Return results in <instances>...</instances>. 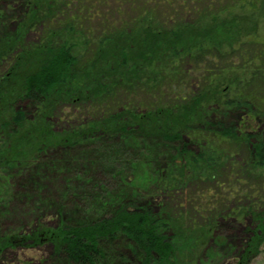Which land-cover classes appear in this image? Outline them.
Here are the masks:
<instances>
[{
	"label": "trees",
	"instance_id": "obj_1",
	"mask_svg": "<svg viewBox=\"0 0 264 264\" xmlns=\"http://www.w3.org/2000/svg\"><path fill=\"white\" fill-rule=\"evenodd\" d=\"M228 1L232 8L240 2L245 12L257 7V0ZM126 4L130 9L124 11ZM91 6L99 12H88L86 7ZM216 7L214 0H55L44 6L32 3V8L30 4L43 37L29 52L13 56L14 48L4 50L10 67L0 52L1 82L12 76L21 82L5 92L0 146L9 145L22 129L28 139L41 141L16 159L0 148V174L21 187L22 167L31 170L38 161L34 154H50L57 147L85 145L91 159L97 150L108 155L93 159V169L104 175L84 194L89 204L85 216H79L83 220L70 225L63 220L59 233H50L56 258L62 255L66 264H176L174 257L183 249L197 251L195 239H212L220 223L242 214L258 225L235 264H249L254 257L259 247L254 236L259 239L257 233L264 232V138L256 125L264 120V74L261 69L254 72L233 98L220 94L204 98L190 90H202L215 74L233 67L228 60L234 54L226 55L224 47L207 35L210 30L200 31L202 41L190 40L189 32L198 25L229 13L227 6L218 11ZM250 38L234 49L243 61H263L264 37ZM22 102L33 105L16 110ZM166 105L181 107L187 116L163 117L153 127L150 122L171 113ZM239 118L241 122H235ZM55 119L66 124L72 120L76 128L56 134ZM106 141L112 144L106 147ZM138 151L147 153L157 169L158 179L149 183L152 190L141 186L130 193L128 188L108 190L113 184L109 174L123 182L122 167L138 163L131 160ZM243 152V161H237ZM226 162L221 182L216 174ZM100 183L103 190H97ZM157 199L164 204L153 210ZM178 240L188 242L180 248ZM46 241L45 233L29 231L2 238L0 249ZM121 241L136 247V259L117 250Z\"/></svg>",
	"mask_w": 264,
	"mask_h": 264
},
{
	"label": "rangeland",
	"instance_id": "obj_2",
	"mask_svg": "<svg viewBox=\"0 0 264 264\" xmlns=\"http://www.w3.org/2000/svg\"><path fill=\"white\" fill-rule=\"evenodd\" d=\"M31 1L32 3H38V6H44L46 4H51V1L55 0H0L1 53L8 49L9 46L15 49L13 56H15L16 53L23 54L29 52L37 45L39 39H42L43 27L40 23H35L34 19H32L31 11H29L30 4L32 8ZM214 1L217 5V11L227 6V8H229V13H227V11L223 12L219 15L222 18L211 21V24L202 25L199 23L201 25H198L197 30L194 29L193 32H189L191 33L190 40L200 42L202 41L199 37L201 34L200 31L206 29L210 30L207 35L212 36V40H214L216 44H220V46L222 45L224 47V53L229 56L234 54V57H230L228 60L229 65H233L234 68L228 67L227 69H223L220 73L215 74L211 83L202 90L199 88L193 89L192 87L190 90L196 95L204 98L212 99L219 94L223 99L226 97L233 98V94L236 93L241 84L244 86L246 82L252 80L251 77L254 72L261 69L262 74H264V68L262 67L264 66V60L251 63L248 61L249 58H247L243 61L238 55V51H236L238 49H234V46L237 47L238 42H248L251 40L250 37L257 36L263 39L264 0H257L256 9L253 8L247 12L242 9L240 10V2L236 3L232 8L230 5H227L230 3L228 0ZM109 3L111 6L113 5L111 2ZM87 8V11L90 13L93 11L99 12V8L95 6L86 7V9ZM121 9L127 11L130 9V5H123ZM226 17L227 20L225 21ZM94 25L97 26V23L94 22ZM242 46L248 48L246 44ZM5 53L4 51V54ZM244 53L245 52H242V55ZM4 56L6 57L7 64L10 63L7 55L5 54ZM25 59H27V57H25ZM100 64V62L97 63L96 69L99 68L100 70V68H103ZM253 65H255V68H253ZM10 66L11 65L8 64L7 67ZM1 81L2 80H0V108L2 109L5 106V98L7 95L5 92L9 93L11 88L16 89L21 82L16 76L10 77L9 80L4 83ZM259 86L263 88V84H259ZM180 104L181 106L186 105L185 103ZM32 105L33 104L28 102H22V104L19 103L16 106V110H28ZM164 108L171 109V113L167 114V116H154L159 118H153L155 120L150 122L153 127L160 125L163 117L171 118L176 117V115L177 117L187 116V112L181 107L174 109L172 105H166ZM69 112H71V109L67 111V114ZM235 122H241V118ZM54 124L53 132L56 134L64 135L67 132L70 133L72 128H76L72 120L66 124L64 120L57 121L55 119ZM256 125L258 131L263 132L264 138V120L261 119ZM30 130L33 129L30 128L28 131ZM23 132L24 130L22 129L15 137L12 136L9 140V145L0 146L3 151L6 150L4 154L8 155L11 159H16L21 155L27 154L31 149L32 143H37L40 140H37V138L28 139ZM52 142L53 141H49V143ZM104 144H106L105 146L107 147V145L110 146L112 143L106 141ZM84 148L85 145L79 146L78 148L57 147L54 148L55 150H50V154L43 155L42 153H38V156L34 154L33 157H36L38 161H33L31 170H25L23 166L18 173L21 179V187L12 184L8 177L2 175V173L0 174V242L2 238L9 236L14 237L21 233H28L29 231L36 230L39 233H45L48 238V241L40 245H27L25 248L6 246L3 250L0 249V264H66L61 258L62 255L60 258L55 257L54 250L56 248L54 243L49 240L51 238L49 235L51 232L59 233V228L63 220L70 225L69 223L80 222L81 217L79 216L83 215L82 218L85 216L84 214L89 204V196L87 199H84V194L90 185L93 186L92 184L95 179L98 178L100 179L99 182H102L101 176L104 175L101 169H93V167H95L92 164L93 159L98 158L101 161V159H107L108 157V155L103 156L100 151L97 150L93 153L95 155L91 156V159L89 155L92 152ZM223 148L226 150L225 152H229L227 145H224ZM50 149H52L51 146ZM192 150L194 151V146ZM0 153L2 152L0 151ZM244 153L245 152H243V155L237 157V161H243L244 155H246V153ZM225 154L230 156V153ZM226 155L223 157L226 158ZM1 156L2 154H0V157ZM136 159L138 163L135 162L134 164H128L122 167L126 174L123 182H120V177L117 178L114 177L113 174H109L110 178L108 180L111 181L110 184H113L108 190L112 192L120 188H128V193H130L133 187L139 188V186H141L142 189L152 190L150 187L151 184L149 183L159 177L156 175L157 169L155 165L151 162L152 158L147 153H140L138 151L134 152L131 158L133 162ZM228 163L229 162H226L222 167V171H218L216 174L220 176L218 180L221 182L225 180L224 176L227 171L226 169L224 170V167L227 166ZM115 171H117V169L113 170V172ZM97 180H95V184L98 183ZM100 184L97 190H103L102 187L104 183ZM23 186H25L24 189L22 188ZM163 204L164 202L162 199L155 200L153 210H158ZM247 205V201L241 203L243 207ZM60 214H62V216H59ZM220 224L222 226L221 229L215 232V235L213 234L212 239L203 238V241L195 239L197 243L194 249L198 248L197 251L192 253L183 249L182 252H184V250L185 252L177 253L174 257V263L235 264L237 258L243 253L242 249H244L246 243L252 238L253 233L256 231L258 222L242 214L239 215V217L224 220ZM259 233L261 235L259 239L257 236H254V238L259 241V247L254 257L250 259L249 264H264V232H258L257 234L259 235ZM178 242V246L181 248V245L188 241L178 240ZM189 243L191 246L195 245L193 241H189ZM118 245L120 246L116 249L123 252L128 259H136L138 257L139 253L134 245L125 241H121ZM0 246H2V244H0Z\"/></svg>",
	"mask_w": 264,
	"mask_h": 264
}]
</instances>
